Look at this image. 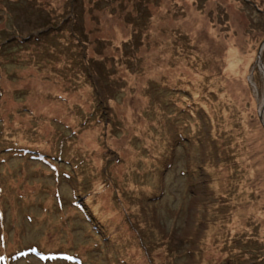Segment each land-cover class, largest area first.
Masks as SVG:
<instances>
[{"label":"rangeland","instance_id":"rangeland-1","mask_svg":"<svg viewBox=\"0 0 264 264\" xmlns=\"http://www.w3.org/2000/svg\"><path fill=\"white\" fill-rule=\"evenodd\" d=\"M258 52L264 0H0V264H264Z\"/></svg>","mask_w":264,"mask_h":264},{"label":"water","instance_id":"water-1","mask_svg":"<svg viewBox=\"0 0 264 264\" xmlns=\"http://www.w3.org/2000/svg\"><path fill=\"white\" fill-rule=\"evenodd\" d=\"M256 64L258 68L261 70V72L264 74V68L262 67V64L259 59V52L257 53ZM258 118H259L261 125L264 127V123L262 121V116H261V110L258 112Z\"/></svg>","mask_w":264,"mask_h":264},{"label":"trees","instance_id":"trees-1","mask_svg":"<svg viewBox=\"0 0 264 264\" xmlns=\"http://www.w3.org/2000/svg\"><path fill=\"white\" fill-rule=\"evenodd\" d=\"M253 6L256 8V5L253 4ZM257 11H259V9L256 8Z\"/></svg>","mask_w":264,"mask_h":264}]
</instances>
